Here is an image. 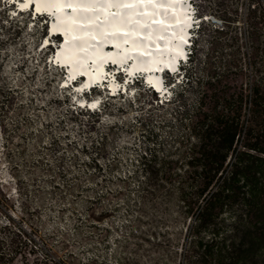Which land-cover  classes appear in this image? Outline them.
Returning a JSON list of instances; mask_svg holds the SVG:
<instances>
[{
	"label": "rangeland",
	"instance_id": "rangeland-1",
	"mask_svg": "<svg viewBox=\"0 0 264 264\" xmlns=\"http://www.w3.org/2000/svg\"><path fill=\"white\" fill-rule=\"evenodd\" d=\"M220 1L239 6L231 25L241 39V82L247 95L254 74L249 64L246 8L253 0L191 3L206 13ZM261 3L264 7V0ZM13 12L15 5L0 0V183L14 206L11 216L20 221L27 214L28 224L37 230L36 256L30 259L43 260L47 248L51 257L46 264H186L190 228L171 221L152 223L153 216L142 213L135 202L137 182L130 178L143 151V132L136 118L150 111L161 125L165 119L172 120L165 113L175 104L159 107L155 92L147 87L140 90L145 86L141 78L128 86V92L112 99L105 85L88 95L64 87L66 69L49 62L56 44L42 45L49 35L48 17L36 19L31 12L13 16ZM198 17L207 25L221 26L213 15L207 16L209 22ZM117 78L122 83L125 77L119 74ZM172 86L167 87L164 100L177 89ZM77 99H99V106L85 107L99 116L84 111L78 123L71 121L74 108H84ZM104 103L105 112H99ZM142 105L144 111H140ZM93 120L97 121L95 129L79 134L77 125ZM170 125L158 132L169 142ZM101 138L103 149L83 151L84 145L91 148ZM125 179L129 180L125 183ZM173 217L174 212L168 216ZM6 221L0 212V224ZM251 264H264V256Z\"/></svg>",
	"mask_w": 264,
	"mask_h": 264
},
{
	"label": "trees",
	"instance_id": "trees-1",
	"mask_svg": "<svg viewBox=\"0 0 264 264\" xmlns=\"http://www.w3.org/2000/svg\"><path fill=\"white\" fill-rule=\"evenodd\" d=\"M196 8L198 16L209 22L207 16L213 15L221 26L201 21L188 62L178 75L164 76L167 87L177 88L159 105L175 104L165 113L172 120L160 116L162 124H156L158 116L150 111L136 118L143 132V151L130 176L137 182L135 202L142 213L153 216L152 223L171 221L190 228L186 264H251L264 256V7L261 0H253L246 8L254 74L247 95L241 82V39L231 25L239 6L220 1L206 13ZM140 90L146 91V86ZM74 110L71 121L76 123L84 111L99 116L85 107ZM96 122L78 124L79 134H90ZM167 124H173L170 142L158 134ZM103 148L104 138L91 148L82 147L83 151ZM3 191L0 183V212L7 220L0 224V264H46L51 257L47 248L43 260L30 259L36 256L37 230L28 224L27 214L20 221L11 216L14 206Z\"/></svg>",
	"mask_w": 264,
	"mask_h": 264
},
{
	"label": "bare ground",
	"instance_id": "bare-ground-1",
	"mask_svg": "<svg viewBox=\"0 0 264 264\" xmlns=\"http://www.w3.org/2000/svg\"><path fill=\"white\" fill-rule=\"evenodd\" d=\"M15 2L20 10L30 6L31 11L35 7L37 12H47L55 17L49 27L50 33L61 32L65 43L53 56L52 63L66 66L68 79L65 84L71 81L69 87L75 88V93H80L95 82H103L113 91L117 90L120 84L114 81L116 74L112 76L111 71L118 67L127 73L126 77L136 72L145 73L146 81L160 90L164 77L161 78L159 72L176 69L178 56L173 50L184 55L183 40L187 37L185 26L190 16L189 6L182 4L181 0ZM22 3L26 5L23 9L20 8ZM69 7L72 12L67 11ZM107 64L112 70L106 67ZM79 76L81 78L77 79ZM75 79L80 80L78 84L74 82ZM106 90L109 91L107 87ZM77 102L79 106L89 108L90 105L96 106L100 100L77 99Z\"/></svg>",
	"mask_w": 264,
	"mask_h": 264
},
{
	"label": "snow or ice",
	"instance_id": "snow-or-ice-1",
	"mask_svg": "<svg viewBox=\"0 0 264 264\" xmlns=\"http://www.w3.org/2000/svg\"><path fill=\"white\" fill-rule=\"evenodd\" d=\"M25 6L26 5L24 3L20 4V8L21 9L25 8ZM12 15L15 16L16 15V12H13ZM77 91H79V89H77ZM90 107H94V105H90Z\"/></svg>",
	"mask_w": 264,
	"mask_h": 264
}]
</instances>
